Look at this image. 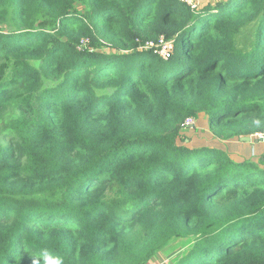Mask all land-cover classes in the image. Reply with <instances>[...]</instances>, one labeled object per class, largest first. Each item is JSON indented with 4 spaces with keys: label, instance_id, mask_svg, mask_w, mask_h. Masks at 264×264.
Here are the masks:
<instances>
[{
    "label": "trees",
    "instance_id": "1",
    "mask_svg": "<svg viewBox=\"0 0 264 264\" xmlns=\"http://www.w3.org/2000/svg\"><path fill=\"white\" fill-rule=\"evenodd\" d=\"M259 131L264 0H0V264H264Z\"/></svg>",
    "mask_w": 264,
    "mask_h": 264
},
{
    "label": "rangeland",
    "instance_id": "2",
    "mask_svg": "<svg viewBox=\"0 0 264 264\" xmlns=\"http://www.w3.org/2000/svg\"><path fill=\"white\" fill-rule=\"evenodd\" d=\"M198 1H200L199 2V5L198 6H200V5H203V4H217L218 2H221V1H227V0H198ZM248 31H245V33H247ZM167 40V39H166ZM83 44H87V40H85L84 42H83ZM100 48H103V49H107L108 50V48L106 47V46H101ZM156 51H158V49L157 48H154ZM158 54H159V52H157ZM160 56H161V54H159ZM162 57V56H161ZM162 58H164V57H162ZM165 59V58H164ZM196 120L194 119V123L191 125V126H185L184 127V133H185V136H186V133L187 134H193V136L191 137V138H187L188 139V141L187 142H189V143H191V140H193V142H194V140H195V137L197 136L196 135V133H195V131H194V128H195V126H196V122H195ZM201 126V125H200ZM199 126V129L201 128V129H203V128H206L207 129V127H205V126H203V127H200ZM200 132H198V135H201V130H199ZM198 138H200V139H202L203 141L205 140V141H207V143H208V145H211L212 143H214L215 141L216 142H220V143H222V144H226V141H223V140H219V139H216L215 138V136L214 137H212V136H208L207 134H202V136H199ZM210 143V144H209ZM261 147L262 148H264V145H261ZM245 148H247V149H250L251 150V157H253V156H258V157H260V156H262V154L261 153H259L258 151H257V145H255V142H250V145L249 146H246ZM236 155H238V156H240V153H236V151L234 152ZM190 244V242H185V241H182V240H180V239H176V240H172L166 247H165V249L163 250L164 252H162V253H160L159 254V256L157 257V258H155L153 261H151L149 264H170L171 262H172V260L174 259V258H177L178 257V255L180 254V253H177V254H174V255H172V256H170L169 254L172 252V251H174V250H176V249H180V248H183L185 245H189Z\"/></svg>",
    "mask_w": 264,
    "mask_h": 264
},
{
    "label": "built area",
    "instance_id": "3",
    "mask_svg": "<svg viewBox=\"0 0 264 264\" xmlns=\"http://www.w3.org/2000/svg\"><path fill=\"white\" fill-rule=\"evenodd\" d=\"M181 1L186 2L188 5L192 6L193 8L197 7L200 2L198 0H181ZM84 41L85 40H83V42ZM145 47L146 48H157L158 49L157 52H159V54H161L162 57L168 58L170 55L171 48H172V42L166 40L164 36H160L157 40H151L147 42ZM193 123H194V118H188L186 119L184 123V127L191 126ZM250 138H251V141L264 142V131L256 132L253 135H251Z\"/></svg>",
    "mask_w": 264,
    "mask_h": 264
},
{
    "label": "crops",
    "instance_id": "4",
    "mask_svg": "<svg viewBox=\"0 0 264 264\" xmlns=\"http://www.w3.org/2000/svg\"><path fill=\"white\" fill-rule=\"evenodd\" d=\"M250 142H252V141H250ZM250 142H249V143H250ZM253 142H255V141H253ZM255 145H257V148H261L262 151H264V148L261 147V145H264V142H261V141H259V142H255Z\"/></svg>",
    "mask_w": 264,
    "mask_h": 264
},
{
    "label": "water",
    "instance_id": "5",
    "mask_svg": "<svg viewBox=\"0 0 264 264\" xmlns=\"http://www.w3.org/2000/svg\"><path fill=\"white\" fill-rule=\"evenodd\" d=\"M242 141L250 142L251 141V138L249 136H247V137L242 138Z\"/></svg>",
    "mask_w": 264,
    "mask_h": 264
}]
</instances>
